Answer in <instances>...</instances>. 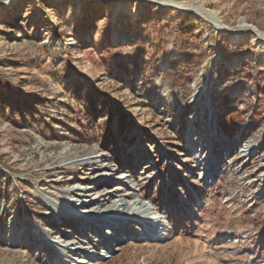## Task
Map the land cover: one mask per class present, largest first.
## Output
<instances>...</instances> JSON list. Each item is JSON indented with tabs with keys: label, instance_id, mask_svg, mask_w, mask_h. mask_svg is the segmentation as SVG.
I'll return each instance as SVG.
<instances>
[{
	"label": "rangeland",
	"instance_id": "rangeland-1",
	"mask_svg": "<svg viewBox=\"0 0 264 264\" xmlns=\"http://www.w3.org/2000/svg\"><path fill=\"white\" fill-rule=\"evenodd\" d=\"M109 1L0 0V264H264V61L246 58L264 39ZM184 1L264 31V0ZM85 152L100 176L70 166ZM95 181L101 203L148 209L119 211L141 231L109 251L90 225L67 232Z\"/></svg>",
	"mask_w": 264,
	"mask_h": 264
},
{
	"label": "bare ground",
	"instance_id": "bare-ground-1",
	"mask_svg": "<svg viewBox=\"0 0 264 264\" xmlns=\"http://www.w3.org/2000/svg\"><path fill=\"white\" fill-rule=\"evenodd\" d=\"M123 1H125V0H110L109 3L110 4H118V3H121ZM144 1L145 2H154L158 5H161V6H164L167 8L179 9V10H182L183 12H190L192 14H198L205 19H208L211 21H217L221 24V26L225 32L230 31V32H233L235 34H238L243 29H248V30L254 32L255 35H258L259 39H264V31L261 30L260 28L255 27L254 25H252L246 21H242L239 25L234 26V27H230L228 25H225L216 16L215 12L206 9V7L203 4L198 5L196 2L184 1V0H144ZM238 39L241 40V38H238ZM246 58H248V59L254 58L255 60L264 61V48H259L253 54H247ZM233 62L236 63V62H238V60L234 59ZM93 157H95V158H93ZM99 161H100L99 155L91 156L90 152H85L82 155L74 156L72 158V161L69 162V164H70V166L71 165H73V166L74 165H80V166L82 165L83 166L84 164L87 165L88 162H92L91 165H92L93 169H92L90 174L94 177H97V176L101 175V172L104 169L103 164H100ZM99 180H101V179H99ZM95 183H96L95 185H90L89 187H87V188H89L88 190H96V194L94 195V197H92L88 203L83 199H76L75 200L76 204L73 205L74 207L72 209H69V212H68L69 215L65 216V217H67L66 220L68 222H70V221L72 222L74 220L75 224H72V226H69L67 232L72 234L73 237H75L76 234L78 235L79 232L84 231L86 229L85 226L90 225L91 229H95V232H97V234H100V236H102V240L105 243L104 248L106 249V251L107 250L109 251L113 248V245H115V244L118 245L119 242H121L126 236H130L131 233L133 232V229L138 231V234L141 231V229H140L141 226L139 227L136 225L137 223H135V222H137V221L134 218L129 219L131 221V223H125V222H121V221L119 222L117 220V217L119 216L118 215L119 211L127 212L128 215H136V214H139L140 212L148 211V209H147L145 203H142L141 201L132 200L131 198L127 199L126 196H124V194L119 196V198L117 199V202L114 201L111 203V201H110V203H109V201H108L106 203H101L102 200H105L107 198V197L106 198L104 197V195H107V193L103 194V190H99V185L97 184L98 182L95 181ZM88 190H86V191H88ZM75 191H76L75 194L78 196H81L83 194L81 192V191H83L82 188H77ZM67 192H69V190ZM102 197H104V198H102ZM134 204L138 205L139 209L137 211L132 212L131 208ZM62 211H67V210L63 209ZM114 220L115 221L117 220L119 223L116 224L114 222ZM134 223H135V225H134ZM154 223L155 222L151 223V226L149 228H147L146 232H150V234H151L152 231H154L153 232L154 236H152V237H155V238L157 237L158 238L157 240H161V238L167 232V225H164L160 229L158 228V226L160 225V223H166V222L160 221V222H157L155 224ZM94 225L96 227H94ZM106 227L110 228L113 231L110 232L109 235H107L105 237V235H103V233H102V230L105 229ZM88 228H89V226H88ZM165 228H166V232L163 233L161 236H159L162 232H164L163 230ZM157 229L159 231H157ZM135 234H137V233H135ZM75 242L76 241L73 240L70 243V245H73ZM88 248H89V252H88L89 255L97 256L99 254V247H98L97 243L89 245ZM73 250H75L76 252L81 251L80 248L75 246L74 248L73 247L64 248V250L61 252L65 253V254L67 253V255H69L73 252Z\"/></svg>",
	"mask_w": 264,
	"mask_h": 264
},
{
	"label": "built area",
	"instance_id": "built-area-1",
	"mask_svg": "<svg viewBox=\"0 0 264 264\" xmlns=\"http://www.w3.org/2000/svg\"><path fill=\"white\" fill-rule=\"evenodd\" d=\"M164 225H166V223H165V224H164V223H160L159 229L162 228ZM163 231H165V229H164ZM162 234H163V233H162ZM162 234H161V235H162Z\"/></svg>",
	"mask_w": 264,
	"mask_h": 264
}]
</instances>
